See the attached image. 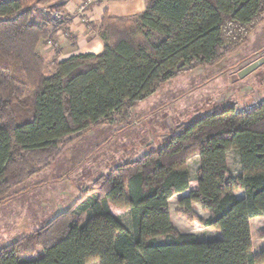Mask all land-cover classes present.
<instances>
[{
    "label": "trees",
    "instance_id": "trees-1",
    "mask_svg": "<svg viewBox=\"0 0 264 264\" xmlns=\"http://www.w3.org/2000/svg\"><path fill=\"white\" fill-rule=\"evenodd\" d=\"M38 1L0 0V203L50 168L81 131L124 118L122 110L186 70L218 65L264 23V0H146L141 14L105 11L100 54L49 62L41 51L59 47L57 29L34 19ZM147 147L99 175L40 228L0 248V264H264L251 231V219L264 216V105L245 115L233 106L208 113ZM232 150L240 174L228 165ZM196 155L193 179L186 163ZM186 190L183 213L219 230L216 238L202 240L173 224L169 201ZM240 190L243 197L235 194ZM194 203L209 216L197 215ZM114 208L128 210L130 225Z\"/></svg>",
    "mask_w": 264,
    "mask_h": 264
},
{
    "label": "rangeland",
    "instance_id": "rangeland-1",
    "mask_svg": "<svg viewBox=\"0 0 264 264\" xmlns=\"http://www.w3.org/2000/svg\"><path fill=\"white\" fill-rule=\"evenodd\" d=\"M49 3L50 0H40L37 4L47 8L51 5ZM57 5V8H61ZM54 17L49 18L47 13H36L34 19L47 21ZM54 48L56 44L52 43L50 50ZM263 54L264 23L251 34L247 45L218 65L186 70L162 83L155 93L136 106L122 110L124 118L117 116L112 123L81 131L50 168L31 176L3 198L0 203V248L40 228L58 212L67 209L99 175L129 157L141 156L148 151V144L161 146L177 125L236 103L246 105L264 97V64L244 77L240 76L244 67ZM52 55L51 51L48 55L43 54L49 62ZM49 69L52 70L53 66ZM229 156L231 170L239 172L242 167L238 152L232 150ZM186 166L192 178H196L200 156L191 157ZM179 197L182 196L170 201V214L175 227L181 232H193L202 240L216 238L219 233L217 229L188 219L179 205ZM193 208L202 218L209 216L200 204H193ZM114 212L130 225L127 209L114 208ZM261 219L254 220L253 225L256 255L264 250V219ZM170 239V236L157 237L158 242ZM89 264L100 262L94 260Z\"/></svg>",
    "mask_w": 264,
    "mask_h": 264
},
{
    "label": "crops",
    "instance_id": "crops-1",
    "mask_svg": "<svg viewBox=\"0 0 264 264\" xmlns=\"http://www.w3.org/2000/svg\"><path fill=\"white\" fill-rule=\"evenodd\" d=\"M40 1V0H39ZM51 4L47 8L39 7L37 4L38 12L47 13L49 18L48 23L51 26H56L55 40L58 42L59 47L50 50V45L46 44L42 47V53L48 55L50 51L53 53L52 59L57 56L58 60L70 57L73 54L79 53H95L100 54L104 50V41L98 33V26L101 23L102 17L106 10L119 16H132L141 14L146 9V0H50ZM59 4L61 8H57ZM55 6V8H54ZM63 8V9H62ZM45 21V20H43ZM62 23V24H61ZM55 50V52H53ZM231 151L227 154L228 165ZM239 157V156H238ZM232 171V170H231ZM242 171L233 172L240 174ZM189 193L186 190L182 193L174 195L170 201L176 196H185ZM238 197L245 195L244 190L236 191ZM182 197H179L181 199ZM169 201V203H170ZM73 203H71L72 205ZM199 203H194L198 205ZM69 205L68 207H70ZM171 213V212H170ZM264 219V216H259ZM259 217L251 219L252 238L254 220ZM172 222L174 220L172 218ZM261 219V220H263ZM220 233V231L218 230ZM218 233V234H219ZM7 246V245H5Z\"/></svg>",
    "mask_w": 264,
    "mask_h": 264
},
{
    "label": "built area",
    "instance_id": "built-area-1",
    "mask_svg": "<svg viewBox=\"0 0 264 264\" xmlns=\"http://www.w3.org/2000/svg\"><path fill=\"white\" fill-rule=\"evenodd\" d=\"M49 44L51 45L52 43H49ZM262 105H264V97H260L257 100H255L249 104H246V105L240 106L236 103L233 105V107H234L236 113L245 115V114L261 107Z\"/></svg>",
    "mask_w": 264,
    "mask_h": 264
},
{
    "label": "water",
    "instance_id": "water-1",
    "mask_svg": "<svg viewBox=\"0 0 264 264\" xmlns=\"http://www.w3.org/2000/svg\"><path fill=\"white\" fill-rule=\"evenodd\" d=\"M263 64H264V54L259 59L253 61L252 63H250L249 65H247L246 67H244L241 70V72H240V76L241 77H244L245 75L253 72L254 70H256L258 67H260Z\"/></svg>",
    "mask_w": 264,
    "mask_h": 264
}]
</instances>
